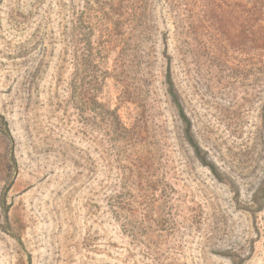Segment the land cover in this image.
<instances>
[{
    "label": "rangeland",
    "instance_id": "374dc122",
    "mask_svg": "<svg viewBox=\"0 0 264 264\" xmlns=\"http://www.w3.org/2000/svg\"><path fill=\"white\" fill-rule=\"evenodd\" d=\"M103 1L0 0V264H264L260 61L215 60L165 0L136 35Z\"/></svg>",
    "mask_w": 264,
    "mask_h": 264
},
{
    "label": "trees",
    "instance_id": "16d2710c",
    "mask_svg": "<svg viewBox=\"0 0 264 264\" xmlns=\"http://www.w3.org/2000/svg\"><path fill=\"white\" fill-rule=\"evenodd\" d=\"M152 0H104L102 7L105 19H108L107 12H113L121 18L117 20L118 25L121 19L127 15L128 21L133 26L134 34H138L141 21L145 18L149 4ZM171 5L174 13H180L181 26L186 29L196 28L201 25L212 30L209 35L214 46V59L220 61L225 57L227 48L242 53L245 57L252 55L258 58L261 66L259 70L264 73V0H165ZM108 6L106 8L105 6ZM231 15V18H229ZM104 18V17H103ZM124 20V19H123ZM121 25H125L122 21ZM188 25V27H186ZM238 30V31H237ZM214 32V33H213ZM239 33V34H237ZM138 38V36H137ZM169 66L165 77L166 92L173 106L178 112L179 119L183 127V137L186 143L193 150L196 158L217 177L216 166L207 158L206 152L198 143L194 131L193 123L185 111L181 95L176 88L171 72V57H168ZM251 61V60H250ZM103 78V83L105 82ZM95 90V89H93ZM94 104L100 105L105 114L114 118L117 131L121 137L130 135L138 137L136 130L127 128L123 123L118 110H111L103 103L93 100ZM262 123L264 127V105L262 108ZM0 131L9 139H12L8 122L0 114ZM15 162V158L13 157ZM259 199L264 198V183L260 188ZM261 208V206H259Z\"/></svg>",
    "mask_w": 264,
    "mask_h": 264
}]
</instances>
